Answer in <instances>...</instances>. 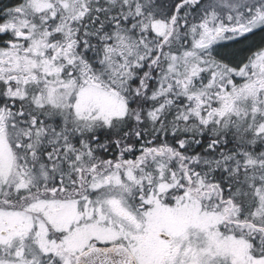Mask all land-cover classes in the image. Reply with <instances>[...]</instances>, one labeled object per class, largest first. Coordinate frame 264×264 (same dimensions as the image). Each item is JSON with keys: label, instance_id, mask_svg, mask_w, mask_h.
<instances>
[{"label": "snow or ice", "instance_id": "1", "mask_svg": "<svg viewBox=\"0 0 264 264\" xmlns=\"http://www.w3.org/2000/svg\"><path fill=\"white\" fill-rule=\"evenodd\" d=\"M0 264H264V0H0Z\"/></svg>", "mask_w": 264, "mask_h": 264}]
</instances>
